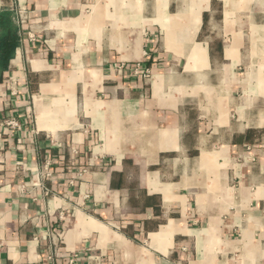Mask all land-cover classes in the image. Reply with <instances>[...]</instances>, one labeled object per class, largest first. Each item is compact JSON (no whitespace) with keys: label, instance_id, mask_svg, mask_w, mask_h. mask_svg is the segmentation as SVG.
I'll list each match as a JSON object with an SVG mask.
<instances>
[{"label":"crops","instance_id":"1","mask_svg":"<svg viewBox=\"0 0 264 264\" xmlns=\"http://www.w3.org/2000/svg\"><path fill=\"white\" fill-rule=\"evenodd\" d=\"M7 8L0 264H264V0Z\"/></svg>","mask_w":264,"mask_h":264},{"label":"trees","instance_id":"2","mask_svg":"<svg viewBox=\"0 0 264 264\" xmlns=\"http://www.w3.org/2000/svg\"><path fill=\"white\" fill-rule=\"evenodd\" d=\"M16 16L11 8L0 11V83L9 70V63L14 58L21 39Z\"/></svg>","mask_w":264,"mask_h":264},{"label":"built area","instance_id":"3","mask_svg":"<svg viewBox=\"0 0 264 264\" xmlns=\"http://www.w3.org/2000/svg\"><path fill=\"white\" fill-rule=\"evenodd\" d=\"M16 15H17L16 19H17L18 25L19 26H23L24 23H25V18L20 13H17ZM148 73H149V71L147 69L146 70V75H148ZM7 125L12 127V128H14V129L15 128L16 129L20 128L19 122L17 120H15V119L10 120V122H8Z\"/></svg>","mask_w":264,"mask_h":264},{"label":"bare ground","instance_id":"4","mask_svg":"<svg viewBox=\"0 0 264 264\" xmlns=\"http://www.w3.org/2000/svg\"><path fill=\"white\" fill-rule=\"evenodd\" d=\"M182 34V33H181Z\"/></svg>","mask_w":264,"mask_h":264}]
</instances>
